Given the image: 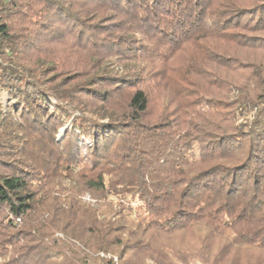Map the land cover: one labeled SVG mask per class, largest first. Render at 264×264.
Masks as SVG:
<instances>
[{"label": "trees", "instance_id": "1", "mask_svg": "<svg viewBox=\"0 0 264 264\" xmlns=\"http://www.w3.org/2000/svg\"><path fill=\"white\" fill-rule=\"evenodd\" d=\"M255 1L0 0V90L8 98L5 106L0 102V131L21 151L4 165L7 171H0V231L9 230L10 242L5 248L22 242L12 264H30L34 247L28 248V234L44 244L49 236L39 229L44 223L36 230L30 225L50 197L51 184L61 194L50 197L61 204L65 216L60 217L79 229L63 228L65 237L44 246L45 254L34 252V258L51 259L49 264H116L113 256L101 254L116 252L121 260L134 249L131 237L142 241L151 228L171 233L197 224L214 230L228 226L242 243L264 249L262 64L246 82H211L216 95L192 97L196 105L206 101L217 120L178 128L144 120L149 100L138 72H111L105 66L75 80L59 74L51 61L28 59V20L35 15L49 31L60 27L62 37L77 29L79 41L95 36L99 25L94 23H103L108 29L103 37L118 33L119 45L136 33L124 28L130 15L141 16L171 53L193 42L211 53L209 60L233 67L235 60L223 57L209 40L256 46V36L252 42L240 37L242 29L264 32V0ZM189 69L187 76L191 71L205 77L201 66ZM185 82L179 91L187 99L193 88L188 90L189 78ZM128 88L126 108L115 110L114 90ZM82 92L96 102L81 100ZM55 178L61 182L53 183ZM87 192L97 200L118 197L123 208L137 200L146 215L134 221L122 209L101 213L82 201Z\"/></svg>", "mask_w": 264, "mask_h": 264}, {"label": "rangeland", "instance_id": "2", "mask_svg": "<svg viewBox=\"0 0 264 264\" xmlns=\"http://www.w3.org/2000/svg\"><path fill=\"white\" fill-rule=\"evenodd\" d=\"M248 1L253 2L254 0ZM242 2H246V0H241ZM261 2L262 0H256L254 4ZM41 8V5H37V10L42 11ZM43 12L45 13V11ZM93 20H97V18ZM41 21L42 19H39L37 15L28 20V59L33 61L41 58L51 61L60 72L59 74L67 76L68 79L75 78V80L85 79L99 67L102 69L105 66L111 72H138L143 79L140 85L146 90L149 100L144 120L151 124L167 122L178 126V128H187L191 124H202L212 118L217 120L219 117H216L214 109L209 107L210 105L206 101L196 105L192 102V97L203 96L207 99V97L214 96L217 94L218 87L211 82H215L218 86H225L226 80L246 82L253 69L258 66L257 64L264 66V32L262 31L241 30L240 37L243 40L252 42L254 38L257 39L254 47L237 45L226 39L220 40L221 38L210 39L209 44L213 49L221 52L223 57L231 56L230 58L235 60L231 61L233 67H223L209 60L208 56L211 57V53H206L203 47L197 46L193 42H188L181 50L171 53L167 44L159 42L160 40L154 37V30L150 27L146 28V23L143 22L141 16L134 18L125 15L123 21L127 25L124 28L136 33L133 34V39L125 41L124 45L115 43L114 40L119 35L118 33L110 39L103 37L102 32L108 30L104 29L106 27H103L105 26L103 23H94L99 26L94 30L95 36L89 38L90 41L85 37L79 41L77 40V29L75 32L66 31L62 37L60 36V27L51 26L52 30L49 31L47 27L44 28L37 23ZM53 29H55V33ZM71 30L73 29L71 28ZM114 44L116 47L113 46ZM191 66L194 68L201 66L205 77H198L191 71L187 76L185 72ZM188 78L192 84L189 85L188 90L193 88L194 91H190L192 96L186 99L180 93L179 88L187 86L185 81ZM82 93L83 95H79L81 100L87 103L96 102L90 99L86 93ZM130 93L131 89L129 88L121 91L114 90L112 106L115 110L123 111L126 108ZM7 99V93L0 90V102L3 106L6 105ZM69 124L70 122L59 130V138L63 136L64 130L68 128ZM17 146L11 145L3 132L0 131V171H7L4 165L19 156L21 151H17ZM36 150V147L32 148V152H36ZM57 182H61L60 178L54 179L53 183ZM50 186V197L53 193L61 195L60 192H56L57 189L52 184ZM50 197L37 214L39 217H36L30 225L31 228L36 227V230L40 224L44 223L45 225L39 229L45 233L50 232L48 238L44 239L47 242L45 244L41 242L43 239H37L28 234V248L34 247L32 256L28 258L30 264L51 263V259L43 261L42 255L34 258V252L42 250V254H45L44 246L52 247L53 240L65 237L62 232L63 228H66L68 232L79 229L74 223H72L74 225H68V219L60 217L65 216L60 208L61 204ZM82 201L90 205L91 208H99L101 213L107 212L110 207L113 211L122 209L124 214L131 216L134 221H138L140 216L146 215V212L140 208L141 203L133 199L126 201L123 208L122 205H118V197L108 195L104 198L99 197L97 200L90 192H87L82 195ZM17 222L22 223V221ZM212 227V225L197 224L171 233L151 228L148 229L142 241L138 240L137 236L131 237V240H136L134 249L126 253L121 260L116 252H111L114 255H103L104 253L101 255L113 256L116 264H264V249L242 243L228 226H224L220 230H214ZM8 237L9 230L0 231V264H12L19 256L20 249L18 250V248L22 242L10 244L11 247L5 248L10 243ZM55 257L54 260L59 258L58 255Z\"/></svg>", "mask_w": 264, "mask_h": 264}, {"label": "built area", "instance_id": "3", "mask_svg": "<svg viewBox=\"0 0 264 264\" xmlns=\"http://www.w3.org/2000/svg\"><path fill=\"white\" fill-rule=\"evenodd\" d=\"M103 254V253H102ZM103 255H105V254H103Z\"/></svg>", "mask_w": 264, "mask_h": 264}]
</instances>
